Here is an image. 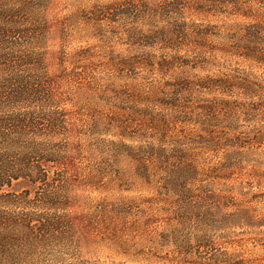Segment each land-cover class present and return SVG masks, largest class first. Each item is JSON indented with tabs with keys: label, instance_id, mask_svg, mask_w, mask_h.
I'll list each match as a JSON object with an SVG mask.
<instances>
[{
	"label": "trees",
	"instance_id": "16d2710c",
	"mask_svg": "<svg viewBox=\"0 0 264 264\" xmlns=\"http://www.w3.org/2000/svg\"><path fill=\"white\" fill-rule=\"evenodd\" d=\"M76 1L0 0V264H88L80 237L136 202L84 192L131 180L152 254L252 264L238 249L264 242V212L248 180L232 204V166L264 145V0ZM221 221L246 230L237 249L203 229Z\"/></svg>",
	"mask_w": 264,
	"mask_h": 264
},
{
	"label": "rangeland",
	"instance_id": "374dc122",
	"mask_svg": "<svg viewBox=\"0 0 264 264\" xmlns=\"http://www.w3.org/2000/svg\"><path fill=\"white\" fill-rule=\"evenodd\" d=\"M89 1L91 2L92 0ZM78 3L75 0H66V4L64 6L62 5L59 11L61 14L66 13L67 15L73 10L72 5ZM88 42L90 40L79 38L77 34L73 33L69 38L67 48L74 49L79 46H84ZM50 69L52 71L56 69V64L53 60L51 61ZM244 161V168L232 166V198H234L232 204H234L235 200L244 203L242 195L238 194L235 189L237 186L235 180H248L250 185L243 183L242 189L257 193L256 199L251 204L264 212V145H261L256 151L246 154ZM120 167L125 168L126 162L120 163ZM253 167L259 171H253ZM126 169L130 171L129 175L131 176L133 174L132 168L126 167ZM131 183L129 184L127 182L124 185L122 183H116L109 191L89 189L84 192V194H88L93 199L99 200L104 198L107 202H120L122 199H126L125 201H127V199H132L130 197L135 196L136 202V206L131 209L133 214L123 213L121 219L117 217V224L113 225L112 221L107 220V218L105 219V222L107 220L109 224L107 225L108 229L104 230L102 237L99 236L95 241L80 237L81 255L88 264H169L161 260V256L163 257L165 255V248L160 249V252L156 256L155 253L152 254L155 248L152 235L156 230H160V227L156 221L158 220L157 218L151 220L146 219V213L144 211L146 205L139 200L150 194V190L138 181L131 180ZM21 186L22 183H15L12 188L19 189ZM215 187L222 188L220 185H216ZM80 210V207L72 209L73 212ZM86 210L87 207L83 212ZM226 211H233V205L230 208L227 207ZM224 223L227 222L221 221L215 223L213 226H204L203 229L209 235L215 237L217 242H221L223 248L232 251V248H238L234 245L235 240L238 238H246L247 235L243 234L246 230L233 226L226 227ZM259 243L255 241L247 242L243 248L238 250L241 252L244 251L242 253L244 257L253 259L252 264H264V242ZM260 258L262 261L257 262Z\"/></svg>",
	"mask_w": 264,
	"mask_h": 264
}]
</instances>
